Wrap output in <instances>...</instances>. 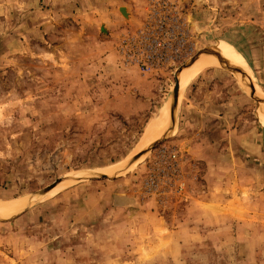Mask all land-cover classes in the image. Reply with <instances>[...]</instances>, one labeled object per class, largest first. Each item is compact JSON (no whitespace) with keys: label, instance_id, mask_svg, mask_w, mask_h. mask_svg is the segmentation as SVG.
I'll return each mask as SVG.
<instances>
[{"label":"rangeland","instance_id":"obj_1","mask_svg":"<svg viewBox=\"0 0 264 264\" xmlns=\"http://www.w3.org/2000/svg\"><path fill=\"white\" fill-rule=\"evenodd\" d=\"M220 47L251 79L210 60L130 171L69 180L127 158ZM262 105L264 0H0V204L73 182L0 217V264H264Z\"/></svg>","mask_w":264,"mask_h":264},{"label":"bare ground","instance_id":"obj_2","mask_svg":"<svg viewBox=\"0 0 264 264\" xmlns=\"http://www.w3.org/2000/svg\"><path fill=\"white\" fill-rule=\"evenodd\" d=\"M210 53L211 55H209ZM210 53L206 54L205 57L204 56L200 57L197 61H192L193 63L189 64L187 66V69H184L183 74L181 73L182 81L180 83L179 103L182 102L183 95L186 91V88L189 82L192 80V78L203 68L212 65L210 60H215L227 67H234V68L237 67L241 69L242 72L247 71L246 69L247 66L245 65V63L240 59L237 60L234 53L225 47L211 49ZM217 55H219L220 57ZM238 73H241V72H238ZM179 81H180V78H179ZM248 82H249V79H248ZM244 83H245V77H244ZM172 101H173V97L171 98L170 102L163 108V110L161 111V114L159 116L157 115L158 117H156L154 120L151 121L149 127L147 128L145 134L143 135L136 149L122 162L118 163L116 166L110 169V171L104 174L112 175L116 173L115 175H121V174H124L130 171L139 162L138 158L142 156L146 148L148 149L150 146H152L153 143L161 140L162 138L170 134L171 126H172L171 118L173 115L177 113V109H178L172 106ZM263 108L264 106L262 107L261 112L263 111L264 113ZM261 119H262V123L264 124V115L262 114H261ZM84 175L85 173H76L72 176L74 177L73 179L89 176V175H86V176ZM72 183L73 182L66 181L65 183H62L61 185L57 186L55 189L51 191L49 195L45 197L44 200H47L51 198L52 196L56 195L57 193H59L60 191H62L64 188L68 187ZM31 199L32 197L31 198L24 197V198H19L15 200L13 199L9 202L7 201L5 203L0 204V217L8 218L13 214L18 213L19 211L23 210V208L29 206Z\"/></svg>","mask_w":264,"mask_h":264},{"label":"water","instance_id":"obj_3","mask_svg":"<svg viewBox=\"0 0 264 264\" xmlns=\"http://www.w3.org/2000/svg\"><path fill=\"white\" fill-rule=\"evenodd\" d=\"M217 56H219V55H217ZM220 57V56H219ZM200 58V55L194 60V61H197L198 59ZM219 67H223L222 66V64L221 63H219V65H218ZM187 67H184L183 69H181L180 70V73H179V75L184 71V69H186ZM227 68V67H226ZM227 70H229V71H231V72H242V70L241 69H239V68H237V67H235V68H227ZM247 72V71H246ZM245 72V74L248 76V78L249 79H251L250 78V75H249V73L247 72L246 73ZM258 91L256 90V87H255V91H254V95H255V97L258 99V93H257ZM179 98H180V81H179V76H178V78H177V82H176V86H175V89H174V93H173V101H172V106L173 107H176V108H178V106H179ZM161 114V113H160ZM159 114V115H160ZM171 121H172V126H171V132L173 131V129H174V125H175V123H176V121H177V116L176 115H173L172 116V118H171ZM162 140V139H161ZM160 141V140H159ZM159 141H157V142H159ZM154 144H156V142L155 143H153V145ZM148 151H149V148L148 149H146V150H144V152H143V154L144 155H146L147 153H148ZM142 154V155H143ZM142 157V156H141ZM139 159H140V157H139ZM138 160V159H137ZM108 177V175H106V174H100V175H93V174H91V175H89V176H86V177H82V178H76V179H73L74 177L71 175V176H69V180H77V179H80V180H85V179H88V178H107ZM67 180V178H63V179H58L56 182H54L53 184H51L50 186H48V187H46L45 189H43V190H41L35 197H33L32 199H31V201H30V204H32V202H35V201H39V200H41L42 198H45L53 189H55L57 186H59V185H61L64 181H66ZM29 204V205H30ZM26 210V209H25ZM24 210V211H25ZM20 214V213H19ZM19 214H17V215H15V216H18ZM14 216V217H15Z\"/></svg>","mask_w":264,"mask_h":264}]
</instances>
